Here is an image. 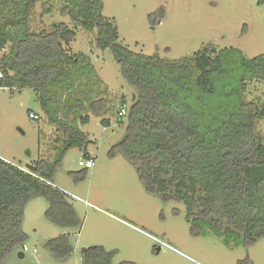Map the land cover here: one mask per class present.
Returning <instances> with one entry per match:
<instances>
[{
	"label": "trees",
	"instance_id": "1",
	"mask_svg": "<svg viewBox=\"0 0 264 264\" xmlns=\"http://www.w3.org/2000/svg\"><path fill=\"white\" fill-rule=\"evenodd\" d=\"M62 3L63 13L75 27L59 23L52 32H36L31 30L30 17L37 0H0V47L11 44L1 61L0 87L33 89L48 124L63 133L57 138L63 142L55 149L57 155L32 163L36 166L32 173L0 158V264L21 252L29 240L23 229L25 208L36 197L49 202L50 220L82 226L68 194L53 182L70 149L85 148V158L91 157L90 140L78 122L87 124L91 113L101 116L108 110L106 98L88 106L71 95L59 102L76 87L77 74L86 71L85 60L65 47L79 27L97 34V45L113 52L124 79L136 91L127 133L118 145L137 168L147 192L164 200L184 201L183 193L195 196L196 214L188 210L194 235L208 228L228 239L241 235L246 243L263 237L264 137L256 122L264 119V103H248L243 85L247 79L264 76V54L240 63L225 62L220 54L212 57L214 47L183 60H160L119 42L118 27L102 13L103 0ZM259 4L264 6V0ZM230 88L241 97L235 104L227 103ZM67 108L69 115L79 116L68 120ZM103 124L111 123L104 118ZM87 173L84 170L81 179ZM47 245L60 259L74 251L66 234ZM82 257L85 264L113 261V253L101 246L85 248Z\"/></svg>",
	"mask_w": 264,
	"mask_h": 264
},
{
	"label": "rangeland",
	"instance_id": "2",
	"mask_svg": "<svg viewBox=\"0 0 264 264\" xmlns=\"http://www.w3.org/2000/svg\"><path fill=\"white\" fill-rule=\"evenodd\" d=\"M62 4V0H37L31 30L52 32L59 23L74 28ZM102 13L118 27L120 43L160 60H183L214 47L212 57L220 54L225 62L240 63L243 58L264 54V6L259 0H103ZM76 33L65 47L85 60L86 71L77 74L76 87L61 95L59 102L70 95L86 106L100 98L108 101L104 115L91 113L87 124L78 122L90 140L87 149L95 165L81 166L86 150L74 147L53 176L55 185L68 193L82 226L68 227L50 220L49 202L36 197L27 204L23 222L29 250L23 258L14 252L4 264H85L82 252L91 246L111 251L112 264H264V236L246 243L241 235L228 239L206 226L202 234L194 235L188 210L196 214L195 196L183 193L184 201L164 200L147 192L137 168L118 145L127 133L136 91L124 79L113 52L97 45L96 33L80 27ZM10 47H0V75L2 58ZM243 86L248 103H264V76L247 79ZM239 100L236 89L230 88L227 103ZM122 106L127 108L123 117L118 111ZM68 108L66 116L73 121L79 113L69 115ZM46 116L33 89L0 87V157L21 166L52 160L63 143L57 140L63 133L49 125ZM104 118L111 124L104 125ZM256 123L257 132L264 137V119ZM86 169L87 176L81 179ZM65 234L74 251L60 259L47 243Z\"/></svg>",
	"mask_w": 264,
	"mask_h": 264
},
{
	"label": "built area",
	"instance_id": "3",
	"mask_svg": "<svg viewBox=\"0 0 264 264\" xmlns=\"http://www.w3.org/2000/svg\"><path fill=\"white\" fill-rule=\"evenodd\" d=\"M0 77H2V74L0 75ZM127 114V108L125 107V106H122L121 108H120V110H119V115L121 116V117H123V116H125ZM30 116L31 117H33L34 119H39L40 117H39V115H37V114H35V113H31L30 114ZM1 158V157H0ZM3 159V158H2ZM80 165L81 166H84V167H86V168H91V167H93L94 165H95V159L94 158H86L85 160H80ZM20 169H22L23 171H25V172H28V173H32V171L31 170H29L28 168H26L25 166H20ZM66 192V191H65ZM67 193V192H66ZM68 194V193H67ZM29 250V247H28V245L26 244V245H24L23 246V248H22V251L23 252H26V251H28ZM37 250L36 249H34V252H36Z\"/></svg>",
	"mask_w": 264,
	"mask_h": 264
},
{
	"label": "water",
	"instance_id": "4",
	"mask_svg": "<svg viewBox=\"0 0 264 264\" xmlns=\"http://www.w3.org/2000/svg\"><path fill=\"white\" fill-rule=\"evenodd\" d=\"M25 167L28 168L31 171H35V169H36V166L34 164H32V163L26 164ZM160 249L161 248H159V250ZM19 256H20V258H23L25 256L24 252L23 251L19 252Z\"/></svg>",
	"mask_w": 264,
	"mask_h": 264
},
{
	"label": "crops",
	"instance_id": "5",
	"mask_svg": "<svg viewBox=\"0 0 264 264\" xmlns=\"http://www.w3.org/2000/svg\"><path fill=\"white\" fill-rule=\"evenodd\" d=\"M90 156H91V158H94L92 155H91V153H90ZM95 159V158H94ZM5 160H7V159H5ZM7 161H9V160H7ZM54 185H55V183H54ZM56 186V185H55Z\"/></svg>",
	"mask_w": 264,
	"mask_h": 264
}]
</instances>
